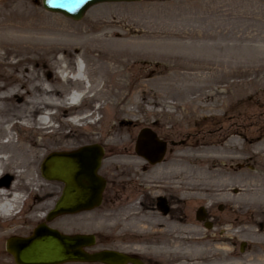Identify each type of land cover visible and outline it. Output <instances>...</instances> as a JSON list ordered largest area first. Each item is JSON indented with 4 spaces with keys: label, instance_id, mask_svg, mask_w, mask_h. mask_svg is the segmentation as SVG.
<instances>
[{
    "label": "rangeland",
    "instance_id": "1",
    "mask_svg": "<svg viewBox=\"0 0 264 264\" xmlns=\"http://www.w3.org/2000/svg\"><path fill=\"white\" fill-rule=\"evenodd\" d=\"M11 15L16 17L18 28L0 30V159L13 170L23 164V152L37 151L30 159L31 178L44 188L45 195L41 200L43 206L35 211L36 202L29 190H17L25 199L20 213L22 220L1 221L0 225V232L19 229L0 240V253L6 255L8 264L14 262L5 252L6 240L31 236L61 194L60 183L41 177L42 160L52 152L71 151L89 144L121 153L105 160L104 166L119 167L126 193L113 210L116 215L109 219H103V213L97 210L57 218L47 223L51 229L69 236L95 235L96 249L112 247L132 251L148 264H166L162 254L152 252L151 243L172 242L178 238L197 239L220 250L226 247L233 261L242 260L244 264L253 252L263 249V238L257 234L263 215L256 213L262 208L216 201L213 193L199 183L195 170L223 169L229 176L255 170L264 172L260 166L264 165V147H261L264 142V0H142L100 4L87 11L78 23L47 13L41 0H0V21L10 22ZM191 31L216 36L205 44L187 42L186 45L207 47L208 54L201 56H210L216 65L226 61L231 74L217 76L215 84L186 94L184 83L174 82L171 74L174 69L178 74L192 73L188 66L197 63L199 55L188 50L187 57L180 62L183 66L173 69L171 66L176 62L164 68L158 54L147 57L123 54L119 59L126 64L119 68L121 75L113 81L102 80L99 85L110 96L93 92L95 68L108 54L139 51L142 46L134 44L135 39L143 36ZM77 60L85 66L92 91L82 103L71 108L64 105L67 95L72 89L81 90L82 85L63 80L58 70L65 65V71L74 72ZM200 74L206 76L208 72ZM145 85L151 88L142 90ZM125 92L133 93L134 100L118 115L111 96ZM188 98L196 99L197 103L184 105ZM96 102L99 111L95 125L85 119L80 128L67 120L71 115L93 110ZM121 107L124 105L119 103L118 108ZM50 111L54 113L48 114ZM151 126L162 138L173 141L185 138V141L170 152L165 162L148 169L132 155V149L138 131ZM228 145L239 148V154L233 156L240 157L241 161L197 160L203 153L215 150L221 153ZM10 177L8 184L18 182L15 176ZM170 178L179 181L185 202V219L178 214L176 222L164 216L151 217L154 211L148 209L146 195L139 194L141 189L147 191L152 182ZM229 194L236 197L239 189L232 187ZM17 207L19 210L21 204ZM199 207L205 208L212 217V229L206 230L194 219ZM134 220L156 223L157 227H149V232L154 228L156 233H144L142 225L134 229L131 226ZM103 229H117L116 235L124 240L104 241ZM123 233L126 234L120 236ZM241 243L246 244L243 251H240Z\"/></svg>",
    "mask_w": 264,
    "mask_h": 264
},
{
    "label": "bare ground",
    "instance_id": "2",
    "mask_svg": "<svg viewBox=\"0 0 264 264\" xmlns=\"http://www.w3.org/2000/svg\"><path fill=\"white\" fill-rule=\"evenodd\" d=\"M16 17L11 15L9 21H0V30H15L18 28V25L15 22ZM218 37V36H217ZM216 39V36L212 35L211 33H206L204 31L201 32H164L163 34H152L148 36H143L141 38L135 39V43L137 45H141L139 51L137 49H133V51H119L108 54L109 57L105 60H101L98 63V66L95 68V79L93 82V92L95 95L98 96H110V93L104 91V88H100V83L102 80L113 81L114 78L121 75V71L119 70L120 67H123V64H126L125 61H121L119 56L123 54L126 57H131L135 55H140L143 57L150 56L151 54H158V59L164 62L162 66L164 68L170 67V63L176 62L175 65L171 66L174 68L183 66V63L180 62L187 57V51L190 50V53L195 55H199V60L195 64H190L188 66L189 72L186 74H178L174 71L171 74V78L174 82L180 81L182 84L184 83L183 90L186 94L191 93L193 90H201L204 89L206 85L210 84L213 85L217 82V76H225L231 74L232 71L230 70L228 63L225 61L222 64L216 65L215 63L210 60V56H201L208 54L209 50L207 47L203 46L200 48H188L186 45L187 42L189 43H197L202 42L203 44L211 42ZM138 47V46H137ZM196 49V50H195ZM156 50V51H155ZM110 62V63H109ZM80 62H76V68ZM65 65L62 67L61 72H59L60 77L67 81L68 78L64 71ZM178 69V68H176ZM202 71H207L208 74L206 76L201 75ZM199 73V74H198ZM83 78L88 80L86 72L84 70ZM72 80L78 84H82V77L81 76H74ZM89 81V80H88ZM190 81H195V85H190ZM90 84V83H88ZM99 86L98 89H96ZM121 87H123L120 84ZM92 86L88 87V92L92 91ZM151 88L150 85H145L142 87V90H148ZM85 94H81L78 96V102L74 99L67 100L64 105H69L71 108H75L83 101V97ZM94 94L91 98H94ZM113 100V108L116 110V113L120 115L123 111H125V107L132 104V100H134V94H126L119 93L114 96ZM132 98V99H131ZM189 99V98H188ZM187 99V100H188ZM123 104L124 107L118 108V104ZM197 100H188L184 105L196 104ZM97 104V103H96ZM61 105V103L59 104ZM98 109V108H97ZM99 110V109H98ZM261 147H264V142L261 144ZM262 151V150H261ZM37 151H25L23 152V164L17 165L16 168L13 170L8 169L4 166L3 161L0 159V202L4 200V198H12L14 195L13 192H18V189H28L30 197L35 200L36 204L34 210L37 211L41 209L43 206L41 200L44 198L45 190L36 181L32 176V164L30 159L36 155ZM239 154V148L235 145H228L221 150L219 153L218 150L212 151L210 153H203L197 160L201 162L207 161H231V160H239L241 161L240 157H234L233 155ZM260 155V154H259ZM264 167V165H260ZM23 171L19 169H23ZM189 170V169H187ZM190 172V171H188ZM196 174L199 175L200 181L199 183L204 187V190H209L213 193L215 200L219 202H228V203H235L237 205H254L262 208L261 211H256L257 214L263 215L262 218L259 220L260 228L259 234L262 239L263 249L258 252H253L250 259L247 261V264H264V172L259 170L252 171L250 173H242L237 176H229L225 173L223 169H215L211 170L208 169L204 170H195ZM12 177H16L18 182L8 184L9 179ZM232 187H236L239 189V195L236 197H232L229 194V191ZM16 204L21 203V198L16 197L14 198ZM6 200V199H5ZM18 201V202H17ZM34 202V203H35ZM6 212H10V210H5ZM0 214V225L1 221L4 223L8 222H18L22 220L20 219L21 214L14 215V214ZM159 217V214L153 213L151 217L155 216ZM28 220H33L28 218ZM15 224V223H14ZM154 224H147L141 220H134L132 223V227L134 229L139 228L142 225V231L144 233L155 234L156 232L152 231L149 232V227H157ZM154 225V226H153ZM2 227H0V230ZM11 231H19L18 228L14 229H6L3 232H0V240L3 239L8 234L12 233ZM151 250L154 254H162L165 258L166 264H244L242 260L233 261L231 252L226 249V247L221 248H213L203 243L197 239H189L178 238L175 241H164V242H153L151 243ZM10 256V255H9ZM12 258V256H10ZM6 255L0 253V264H8L6 262ZM13 260V258H12ZM246 264V263H245Z\"/></svg>",
    "mask_w": 264,
    "mask_h": 264
},
{
    "label": "water",
    "instance_id": "3",
    "mask_svg": "<svg viewBox=\"0 0 264 264\" xmlns=\"http://www.w3.org/2000/svg\"><path fill=\"white\" fill-rule=\"evenodd\" d=\"M141 0H42L47 12L60 14L72 21H80L92 6L101 3H134ZM135 152L150 164L160 162L165 145L149 130H142L138 136ZM102 149L98 146L82 147L73 152L52 153L42 163L41 175L50 181L63 184V190L55 207L46 221L58 216L74 215L92 210L100 203L104 186L98 177ZM196 219H204L203 209L196 213ZM209 228V224L205 225ZM94 245L93 237L66 236L45 224L38 226L31 237L8 240L6 249L16 264H62V263H102V264H141L121 254L100 252L88 254L83 251ZM244 245H242L243 247Z\"/></svg>",
    "mask_w": 264,
    "mask_h": 264
},
{
    "label": "flooded vegetation",
    "instance_id": "4",
    "mask_svg": "<svg viewBox=\"0 0 264 264\" xmlns=\"http://www.w3.org/2000/svg\"><path fill=\"white\" fill-rule=\"evenodd\" d=\"M150 129L155 131L154 126H151ZM159 138L162 139L167 144L166 155L167 154L169 155L170 152L172 153L175 148L180 147L185 141V138L177 141L168 140L160 136ZM117 156L118 154H115L114 152H108L106 149H104L103 162L107 159H111ZM146 167L148 169H151V166H149L148 164L146 165ZM120 171L121 170L119 169L118 166H104L103 164L101 165L99 174L105 181V188L102 193L101 204L99 205L98 209L94 211L101 210V212L103 213V217H102L103 219H109V217H111L112 215L114 216L116 215V213H114L113 210L116 208V205L118 204L121 196L124 195V192L126 193L125 190L126 185L121 182ZM180 188L181 186L179 185V181L176 178H170L165 181H157L155 183L152 182L151 184L148 185L147 191H143L141 189L139 190V194L143 196L142 193H144L146 195L148 209L152 211L156 210V212L159 215L169 218L170 221L176 222L178 214H181L182 220L185 219V213H184L185 202L183 201V197H182L183 191H181ZM128 196L129 194L127 195V197ZM107 224L112 225L111 228H114L113 223H109V221H107ZM108 230L103 229V232H101V238L104 241H113L114 243H117V240L120 241L124 240L120 238L118 235H116L117 229L109 230L110 231L109 233ZM125 234L126 233L120 234V236L123 237ZM95 240L97 241L96 236H95ZM128 241H130V239H128ZM97 250L116 251V252H122L128 254L131 257H135V258L139 257L136 253H132V251H122L112 247H103V248H98ZM140 260L144 264H148L144 262L142 258Z\"/></svg>",
    "mask_w": 264,
    "mask_h": 264
}]
</instances>
